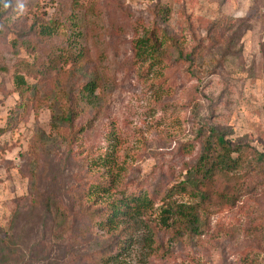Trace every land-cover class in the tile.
I'll return each instance as SVG.
<instances>
[{
    "label": "rangeland",
    "instance_id": "rangeland-1",
    "mask_svg": "<svg viewBox=\"0 0 264 264\" xmlns=\"http://www.w3.org/2000/svg\"><path fill=\"white\" fill-rule=\"evenodd\" d=\"M46 20L60 26L40 36ZM146 34L162 38L159 66L135 57ZM211 126L243 151L212 195L226 187L234 204L174 231L158 220L161 191ZM258 153L264 0H0V264H264ZM132 194L150 201L141 215L98 223Z\"/></svg>",
    "mask_w": 264,
    "mask_h": 264
},
{
    "label": "trees",
    "instance_id": "trees-1",
    "mask_svg": "<svg viewBox=\"0 0 264 264\" xmlns=\"http://www.w3.org/2000/svg\"><path fill=\"white\" fill-rule=\"evenodd\" d=\"M59 26L58 21H41L38 26V29H40L39 35H53L55 27L59 28ZM156 38H153L150 34H146L142 38L135 39L133 44L135 57L137 59L141 57H144V59L147 58L150 64L159 66L162 59V49L160 46L162 44V38ZM166 38L171 39L172 37L166 36ZM164 40H166L165 37ZM75 54L74 60L78 61L82 57L83 52L79 51ZM69 58L71 56L68 54L64 58V61L68 62L71 60ZM29 64L25 61L23 65ZM15 83V88L25 96L29 87L25 83L24 75H15ZM95 85L94 80H87L82 84L81 90L83 92L86 91V93H92L96 87ZM207 128V134L204 137L202 135L200 140V148L196 156V161L188 166L185 177L161 191L160 198L162 205L158 220H160L162 225L172 227L174 231L179 230L181 227L190 233L198 232L200 231L201 225L208 220L209 215L226 208H231L234 204V198L227 194L226 187H224L225 190L220 191L226 192L225 194L220 193V196L224 198L220 203L212 204V195L215 194L214 187L218 179L223 181H229L231 178L233 180L235 179L234 174H237L235 172H238L239 168H242V163L244 162L241 153L243 151H241L239 144L236 145L230 142L224 130L214 126ZM257 158H264V153H258ZM99 190H104V188L100 186ZM132 195L128 200H124L123 202L121 200L111 202L108 205V213L98 223L102 227L116 228L119 223L122 224L125 221L128 223L131 219L134 220L135 216L141 215V210L147 207L150 201L145 195ZM184 196L191 198V200L177 199ZM213 206L215 209L212 208ZM200 215H202V218H200Z\"/></svg>",
    "mask_w": 264,
    "mask_h": 264
},
{
    "label": "clouds",
    "instance_id": "clouds-1",
    "mask_svg": "<svg viewBox=\"0 0 264 264\" xmlns=\"http://www.w3.org/2000/svg\"><path fill=\"white\" fill-rule=\"evenodd\" d=\"M7 7V5H5ZM21 10H23V5H20Z\"/></svg>",
    "mask_w": 264,
    "mask_h": 264
}]
</instances>
